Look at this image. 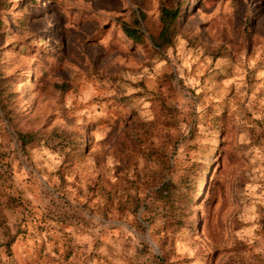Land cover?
Instances as JSON below:
<instances>
[{
	"label": "rangeland",
	"instance_id": "1",
	"mask_svg": "<svg viewBox=\"0 0 264 264\" xmlns=\"http://www.w3.org/2000/svg\"><path fill=\"white\" fill-rule=\"evenodd\" d=\"M0 264H264V0H4Z\"/></svg>",
	"mask_w": 264,
	"mask_h": 264
},
{
	"label": "trees",
	"instance_id": "2",
	"mask_svg": "<svg viewBox=\"0 0 264 264\" xmlns=\"http://www.w3.org/2000/svg\"><path fill=\"white\" fill-rule=\"evenodd\" d=\"M4 0H0V9ZM143 18L146 16L144 12H141ZM181 14V7H172L164 5L161 7L162 29L157 35H151L150 38L142 31V20L138 15L133 17V26L129 23H123L122 27L126 34L133 38L136 42L147 45L148 38L151 40L153 47L159 50L169 48L175 43L176 37L179 34V17ZM59 86V85H57ZM21 139L24 145L29 144L33 140L32 133H25L21 135ZM156 195L164 202L172 201L171 185L169 183L164 184L156 191Z\"/></svg>",
	"mask_w": 264,
	"mask_h": 264
}]
</instances>
